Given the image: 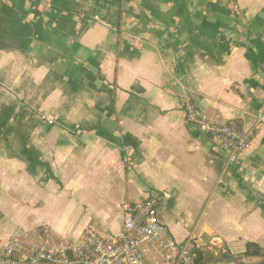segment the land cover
<instances>
[{
	"label": "crops",
	"instance_id": "0c3cea01",
	"mask_svg": "<svg viewBox=\"0 0 264 264\" xmlns=\"http://www.w3.org/2000/svg\"><path fill=\"white\" fill-rule=\"evenodd\" d=\"M182 93L257 127L240 166ZM263 113L264 0H0V246L18 227L49 245L89 224L119 237L123 202L158 192L178 241L264 262L218 259L264 250Z\"/></svg>",
	"mask_w": 264,
	"mask_h": 264
},
{
	"label": "built area",
	"instance_id": "2783aa9c",
	"mask_svg": "<svg viewBox=\"0 0 264 264\" xmlns=\"http://www.w3.org/2000/svg\"><path fill=\"white\" fill-rule=\"evenodd\" d=\"M179 98L187 122L219 142L229 167L240 166L257 127L246 129L238 121L221 122L207 115L190 93ZM260 123H264V113L259 115L257 126ZM224 177L225 173L220 183H225ZM161 198L160 193L151 192L143 200L123 202L124 231L119 237L102 235L89 224L77 240L49 245L40 238L32 241L30 234L18 227L0 246V264H199L193 253L198 244L196 235L192 233L180 242L159 219Z\"/></svg>",
	"mask_w": 264,
	"mask_h": 264
},
{
	"label": "trees",
	"instance_id": "16d2710c",
	"mask_svg": "<svg viewBox=\"0 0 264 264\" xmlns=\"http://www.w3.org/2000/svg\"><path fill=\"white\" fill-rule=\"evenodd\" d=\"M193 253L195 255L196 261L199 264H210L211 260L214 258V257H211L210 253L208 252V249L203 248V245H199V244H197ZM228 253L229 252H226V254ZM232 257L237 262L242 261L245 258H250V257L264 258V250L258 244L249 242L246 245V250L244 253L234 255Z\"/></svg>",
	"mask_w": 264,
	"mask_h": 264
},
{
	"label": "water",
	"instance_id": "95a60500",
	"mask_svg": "<svg viewBox=\"0 0 264 264\" xmlns=\"http://www.w3.org/2000/svg\"><path fill=\"white\" fill-rule=\"evenodd\" d=\"M221 260H222V261H223V260L235 261V260L233 259V257L230 256V255H228V254L223 255L222 258L219 259V261H221ZM210 264H213V263H210ZM239 264H243V263H239ZM260 264H264V262H262V263H260Z\"/></svg>",
	"mask_w": 264,
	"mask_h": 264
},
{
	"label": "rangeland",
	"instance_id": "374dc122",
	"mask_svg": "<svg viewBox=\"0 0 264 264\" xmlns=\"http://www.w3.org/2000/svg\"><path fill=\"white\" fill-rule=\"evenodd\" d=\"M225 254H226V253H225ZM222 256H223V255H222ZM222 256H218V259H221V258H222ZM211 262H212V260H211ZM211 262H210V263H211ZM212 263H213V262H212Z\"/></svg>",
	"mask_w": 264,
	"mask_h": 264
}]
</instances>
